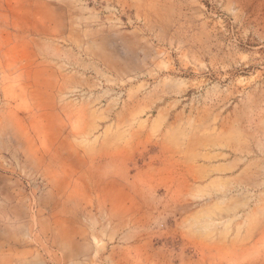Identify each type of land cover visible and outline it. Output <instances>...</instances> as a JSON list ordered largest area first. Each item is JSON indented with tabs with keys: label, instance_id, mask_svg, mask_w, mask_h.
<instances>
[{
	"label": "rangeland",
	"instance_id": "374dc122",
	"mask_svg": "<svg viewBox=\"0 0 264 264\" xmlns=\"http://www.w3.org/2000/svg\"><path fill=\"white\" fill-rule=\"evenodd\" d=\"M0 264H264V0H0Z\"/></svg>",
	"mask_w": 264,
	"mask_h": 264
}]
</instances>
